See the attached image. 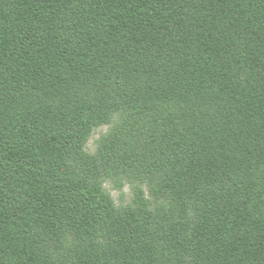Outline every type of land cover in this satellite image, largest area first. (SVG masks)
<instances>
[{
	"label": "trees",
	"instance_id": "1",
	"mask_svg": "<svg viewBox=\"0 0 264 264\" xmlns=\"http://www.w3.org/2000/svg\"><path fill=\"white\" fill-rule=\"evenodd\" d=\"M116 113L167 208L103 191ZM0 264H264V0H0Z\"/></svg>",
	"mask_w": 264,
	"mask_h": 264
},
{
	"label": "rangeland",
	"instance_id": "2",
	"mask_svg": "<svg viewBox=\"0 0 264 264\" xmlns=\"http://www.w3.org/2000/svg\"><path fill=\"white\" fill-rule=\"evenodd\" d=\"M114 135L121 140L122 151L118 158L102 163L99 157L102 144ZM143 139L141 131L138 132L137 124H132L122 113H116L107 124L94 127L83 146V152L96 160L100 168L98 181L118 212L135 207L136 190L142 192L152 211L158 207H168L167 202L154 193L156 181L141 165L143 153L139 144ZM66 243L74 242L67 238Z\"/></svg>",
	"mask_w": 264,
	"mask_h": 264
}]
</instances>
